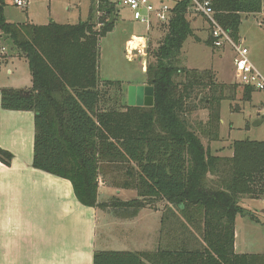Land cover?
Instances as JSON below:
<instances>
[{"label": "trees", "instance_id": "trees-1", "mask_svg": "<svg viewBox=\"0 0 264 264\" xmlns=\"http://www.w3.org/2000/svg\"><path fill=\"white\" fill-rule=\"evenodd\" d=\"M210 1L235 41L244 15L264 13V0ZM190 3L177 4L165 37L149 51L146 75L154 106L99 111V45L115 28L116 4L94 0L89 19L76 25H36L7 22L0 0V38H11L32 76L29 89H3L1 107L34 113V168L70 181L86 207L135 216L149 202L158 203L164 205L162 226L171 215L183 222L177 242L161 229L155 252L100 251L94 264H264V255L235 249L237 217L256 219L244 200L264 197V141H236L232 157L222 159L204 146L187 119L188 113L208 109V124L221 123L217 108L228 100L212 74L179 66L185 42L195 37L186 17ZM254 91L245 87L246 102ZM0 159L10 164L12 155L0 149ZM115 168L126 177L113 185L136 190L138 198L100 203L99 179Z\"/></svg>", "mask_w": 264, "mask_h": 264}, {"label": "rangeland", "instance_id": "rangeland-1", "mask_svg": "<svg viewBox=\"0 0 264 264\" xmlns=\"http://www.w3.org/2000/svg\"><path fill=\"white\" fill-rule=\"evenodd\" d=\"M24 1L27 2V7L19 8L16 6L15 0H4V17L7 22L36 25H47L55 22L63 25H76L89 19L94 2V0ZM167 2L173 3L171 0H167ZM117 10L118 19L114 30L101 39L99 45V78L102 91L99 111H125V106L128 105L129 89L144 84L148 86L146 71L150 60L149 51L156 49L166 34V28L163 26H156L152 33H147L144 25L132 20L131 13L127 9L117 7ZM188 20L194 30L195 37L189 38L185 42L179 56V66L212 74L213 80L225 88L224 96L228 100L223 101L221 107L217 108V111L221 110V123L208 124L212 112L208 109L188 113L187 119L206 148L211 149L214 155L228 159L233 155L232 146L234 142L241 140L264 141V95L254 91L251 93V101L246 102L243 98L245 87L240 85L236 78L234 52L228 46L223 49H216L211 45L208 25L202 17L190 15ZM132 36L145 39L147 44H144V49L141 50L137 59L130 60L128 52L132 49L130 47ZM240 38L243 45L249 49L252 62L263 71L264 15H244L240 26ZM1 54L5 55L1 56ZM18 54L19 51L11 38L2 35L0 38V88L24 89L31 86L28 62L22 57H18ZM6 115L9 114L6 113ZM8 120V117H0L1 132L4 134L10 125L8 128L10 132L16 131L11 138L16 133L23 134V143L22 141L21 144L17 142L21 148L16 144L17 148L25 147L28 149V145H30L31 149L34 125L29 126L24 122L20 129L18 126H14L13 122L9 124ZM261 120H263L262 124L254 127V124ZM6 141L5 138L1 139V142ZM222 167L225 169L228 165L224 164ZM115 169L116 172L112 171L111 174L100 177L98 200L103 203L114 199L120 201L137 199L136 190L116 189L110 186L120 184L119 182L126 177L125 171L122 173L119 169ZM127 178L131 180L133 177L127 176ZM100 181L106 182L105 187L100 184ZM244 202L243 206L256 216V219L250 216L237 217L235 225L236 251L239 254L264 255V197L259 200L246 198ZM149 203V208L158 207L160 210H164L163 204ZM159 228L165 232L168 239L173 240L174 238L176 242L180 235L185 232L182 229L183 222H179L173 215H171L170 222L166 226H162L160 223ZM186 236L190 239L192 235L188 231ZM130 238L131 236H128V239ZM188 243L189 247H196L197 245L191 240Z\"/></svg>", "mask_w": 264, "mask_h": 264}, {"label": "crops", "instance_id": "crops-1", "mask_svg": "<svg viewBox=\"0 0 264 264\" xmlns=\"http://www.w3.org/2000/svg\"><path fill=\"white\" fill-rule=\"evenodd\" d=\"M3 89L0 117L18 128L34 125V136L31 149H19L23 134L11 138L10 125L0 130V149L12 155L10 164L0 159V264H94L100 251L155 252L163 210L147 207L129 216L82 205L70 181L34 168V113L3 110Z\"/></svg>", "mask_w": 264, "mask_h": 264}, {"label": "built area", "instance_id": "built-area-1", "mask_svg": "<svg viewBox=\"0 0 264 264\" xmlns=\"http://www.w3.org/2000/svg\"><path fill=\"white\" fill-rule=\"evenodd\" d=\"M169 4L167 0H117L112 1L121 9H127L131 13L132 20L146 27V32L152 33L155 27H167L175 16V7L182 0H171ZM190 7L186 17H202L209 29V36L212 39V46L216 49L230 47L235 54L234 64L236 78L239 84L244 87H249L264 95V70H260L252 62L250 51L243 45V41H235L230 33L219 23L216 18V13L212 7L210 0H190ZM15 4L19 8L27 7V2L24 0H15ZM128 52L130 60L137 59L144 49L145 39L132 36ZM137 40L138 43L135 42ZM140 41H143L142 43ZM138 46V48H137ZM141 48V49H140ZM4 51V50H3ZM140 59V58H139ZM141 60V59H140ZM264 104V102H263Z\"/></svg>", "mask_w": 264, "mask_h": 264}, {"label": "water", "instance_id": "water-1", "mask_svg": "<svg viewBox=\"0 0 264 264\" xmlns=\"http://www.w3.org/2000/svg\"><path fill=\"white\" fill-rule=\"evenodd\" d=\"M154 87L134 86L129 89L128 105L131 107H153L154 106ZM263 120L257 121L254 127L261 125Z\"/></svg>", "mask_w": 264, "mask_h": 264}, {"label": "bare ground", "instance_id": "bare-ground-1", "mask_svg": "<svg viewBox=\"0 0 264 264\" xmlns=\"http://www.w3.org/2000/svg\"><path fill=\"white\" fill-rule=\"evenodd\" d=\"M135 42L138 43L139 41L137 42V40H135ZM140 42L142 43L143 41H140Z\"/></svg>", "mask_w": 264, "mask_h": 264}]
</instances>
